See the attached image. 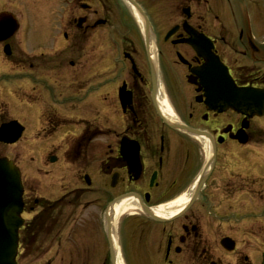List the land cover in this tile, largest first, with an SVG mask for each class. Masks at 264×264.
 Wrapping results in <instances>:
<instances>
[{
    "label": "flooded vegetation",
    "instance_id": "obj_1",
    "mask_svg": "<svg viewBox=\"0 0 264 264\" xmlns=\"http://www.w3.org/2000/svg\"><path fill=\"white\" fill-rule=\"evenodd\" d=\"M140 13L142 23L136 17ZM0 15H11L18 25L0 42V95L22 89L24 70L30 91L39 84L41 91L70 92L69 68L75 62L47 55L41 45L67 42L70 48L79 34L90 38L103 27L110 36L116 28L118 35L132 28L139 36L121 34L120 71L119 55L90 67L96 79L109 74L100 83L104 90L96 95L100 106L94 117L62 115L52 104L37 106L50 109L38 120L41 125L56 118L93 119L96 133L81 130L75 136L60 126L64 137L75 142L65 146L63 161L53 150L45 156L49 165L42 173L52 175L47 179L51 198H39L22 180L26 217L17 264H261L264 115L248 117L226 108L212 96L215 87L201 78L226 76L237 89L264 91V0H0ZM28 46L31 55L25 52ZM205 55L213 57L212 65ZM8 70L17 71L20 81L8 79ZM83 99L89 104L92 98ZM2 107L0 97V124L6 122ZM94 136L89 155L81 146ZM255 137L261 149L248 146ZM66 161L75 171L76 162L83 163L79 174L74 172L77 184H69V172L60 175ZM128 195L136 212L116 219L112 244L117 250L112 254L104 212ZM88 204L98 216L84 217ZM142 206L174 210L157 221L144 215Z\"/></svg>",
    "mask_w": 264,
    "mask_h": 264
},
{
    "label": "rangeland",
    "instance_id": "obj_2",
    "mask_svg": "<svg viewBox=\"0 0 264 264\" xmlns=\"http://www.w3.org/2000/svg\"><path fill=\"white\" fill-rule=\"evenodd\" d=\"M34 21H36V17H34ZM40 23H41V15H40ZM118 28L121 31V27L119 26ZM35 30H37L36 27ZM117 30L118 29L116 28L112 31L113 35L111 37L115 39L116 43H112L111 48H109L107 45L110 34L109 28L107 27H103L99 29L97 31V34L96 35L92 34L91 36H89L90 38H87L79 34L77 37V41L75 43L72 42L70 48H68L67 42L66 43L59 42L58 46L56 47L57 52L54 55L59 56L60 59L69 58L72 62H75V66L73 68H69V74L71 75L70 92L68 91L63 94H58L59 92H61V89H58V92L56 93H55V89L49 91L50 93L48 91H41L42 87L38 84V82H37L38 85L37 84L36 85L37 87L40 86V88L36 87L34 91L33 90L30 91L28 89L31 87V81L28 82V80L25 79L26 76L25 77L23 76L24 77L23 81L21 79L22 89L17 90L16 93L7 94L4 93V90L1 91L0 97H1V102L3 103L2 112L4 119H6V121H9L11 120L12 117H14L22 120V122L25 125L24 126L25 134L22 137V139L14 146L3 147L0 145V154L2 153L3 156L8 157L10 160L16 161V164L20 168L22 174V180H24V182L28 184V186L29 185L33 186L38 197L40 196L45 199L51 198L48 189L49 181L47 179H49L52 175L48 177H44L42 173V171H46V168L49 165L48 161L45 160V156L47 152L53 150L55 151L54 155L57 154L62 158L64 156L62 155V152L65 150V146L69 142L74 140L72 136L64 137L65 134L61 133V131L64 129H59L61 128L60 126L63 125L64 127L66 126L67 127L66 130H70L69 134L70 135L75 134L76 136L77 134H79L81 130L88 131L89 133H91L90 135L95 134L96 125H95V120L93 119H88L87 121L75 119V121L73 120L72 122H69L65 118H56L53 124L51 125L50 124L41 125V122H38V120L42 118L43 113H50L49 111L50 109L44 108V111H40L37 106L42 105V103L52 104L54 109L62 115L70 114L76 118L78 115L87 118L94 117L95 110H97L100 106L99 102L97 101L98 97H96V95L97 93L99 94V92L104 90L102 88L99 89L100 83L102 81V84H105V82L108 81L105 79L109 76V74L108 73L103 74L102 80L96 79V76L94 72H91L90 67H94L95 69L96 61L98 62L103 61L104 60L103 57L108 56L110 58H114L115 56L119 55L117 59L115 58L114 59L117 60L118 69L120 71L122 65L120 60L121 59L120 38L122 37L121 34H125L126 38L132 36V38L139 40V36L137 32L132 28H127L124 31L125 33L121 32L120 35L117 34L118 32ZM127 33H131V34L127 35ZM96 36L100 37L98 41ZM82 37H85L87 39L82 40ZM46 38L47 36L45 34L40 40L39 45H41L43 43V40H46ZM110 42H113V39L110 40ZM41 46L45 47L46 44ZM66 50L67 52L70 51L69 52L70 54H68L70 56L67 55ZM33 51L34 50L32 46H28L25 48V52L27 54L33 53ZM47 52L48 55L49 53H51L49 49H47ZM48 57H53V56H48ZM5 68L7 69L8 67L5 66ZM24 73L26 74L27 71L24 70ZM5 74L8 75L7 78L11 79L12 82L16 79H17L16 81H20V78L17 75V71L15 70H11V71L8 70ZM35 75L36 76L41 75V71L40 72L35 71ZM31 77L33 78V74ZM115 79L116 77L114 76L109 81H114ZM57 81L58 80H56V83ZM59 81L61 82V79ZM49 85L52 86L51 84ZM45 89L46 87L43 88V90ZM77 89H81L80 92H77L80 94L70 96L73 94V91ZM84 96H87V98H92L89 104H87L86 101L84 103V99H83ZM79 99H83V101H78ZM107 102H109V100ZM69 105H72L73 107L70 109L71 106ZM63 106H68V107L63 108ZM51 112H55V111H51ZM44 131L45 133H43ZM34 133L35 135H33ZM36 134L38 138H36ZM74 142L70 143L71 146L74 144ZM95 146H96V141L94 136V138H92L87 145L85 144L84 146V144H82L81 149L83 151H88L89 155H92L91 152L95 149ZM248 146H252L254 150L261 149V144H259V141L257 140L256 137L254 138V140L249 142ZM65 160L66 159H64V161ZM79 164H83V163L81 161L76 162L75 165L77 166L76 169L78 171L77 172L75 171V168H72L70 165H68L67 161L64 164L62 163L63 169L61 171L63 172L60 175L62 176L65 175L66 173L67 176L69 172L70 175L67 176V181L70 182L69 184L78 183V180L75 178L74 172L79 174L80 171ZM39 168L41 169L40 172H39ZM89 192L91 193L93 192V190H90ZM89 199H92V197H89ZM83 214L84 217L89 218V217L98 216L99 212L95 206H89L88 204L87 209ZM76 223H73V225L74 226L77 225L76 228H79L80 230L84 231V229L81 226L82 224L80 222H76Z\"/></svg>",
    "mask_w": 264,
    "mask_h": 264
},
{
    "label": "water",
    "instance_id": "obj_3",
    "mask_svg": "<svg viewBox=\"0 0 264 264\" xmlns=\"http://www.w3.org/2000/svg\"><path fill=\"white\" fill-rule=\"evenodd\" d=\"M6 21V16H0V41L8 38L16 29L15 26L13 29L7 30L6 28L9 29L10 27H5ZM221 86L224 92H226L224 95L230 108L246 115L258 114L261 109L263 110V103L259 92L236 90L228 81H223ZM218 93L215 94L217 98L220 97ZM11 126L4 129V134H12L13 139H11V142H14L21 133V130L15 127L12 128ZM21 194L22 190L18 172L10 162L0 159V248L7 252V254L3 255V260H0V263L5 261L7 264H12L13 262L16 247V232L21 224L19 218L22 206ZM143 211L146 215L154 218L147 209L143 208ZM1 249L0 253L2 252ZM262 264H264V254Z\"/></svg>",
    "mask_w": 264,
    "mask_h": 264
},
{
    "label": "bare ground",
    "instance_id": "obj_4",
    "mask_svg": "<svg viewBox=\"0 0 264 264\" xmlns=\"http://www.w3.org/2000/svg\"><path fill=\"white\" fill-rule=\"evenodd\" d=\"M132 202L133 200L132 199H124L118 203H116L115 205H113L110 209V221L113 222H116V219L121 216V215H124V214H127L129 212H134L136 211L135 210V207L132 205ZM180 204V203H179ZM172 206H176L175 203L171 204ZM174 210V207H171L170 206H165V207H158L156 209H153V213L158 215V216H169L171 215L172 212L170 211H173Z\"/></svg>",
    "mask_w": 264,
    "mask_h": 264
}]
</instances>
